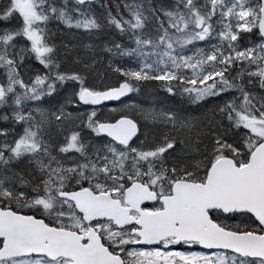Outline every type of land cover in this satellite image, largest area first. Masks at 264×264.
<instances>
[{
	"label": "snow or ice",
	"instance_id": "6c2138e0",
	"mask_svg": "<svg viewBox=\"0 0 264 264\" xmlns=\"http://www.w3.org/2000/svg\"><path fill=\"white\" fill-rule=\"evenodd\" d=\"M0 21V264H264V0Z\"/></svg>",
	"mask_w": 264,
	"mask_h": 264
},
{
	"label": "rangeland",
	"instance_id": "374dc122",
	"mask_svg": "<svg viewBox=\"0 0 264 264\" xmlns=\"http://www.w3.org/2000/svg\"><path fill=\"white\" fill-rule=\"evenodd\" d=\"M4 23L5 22L0 21V26H3ZM132 98H133L132 100H128L124 103L129 104V105L134 104V103H139L141 106H144V107L149 106L150 97L147 95V91L145 93H142L141 96H139V97H137L135 94H132ZM113 107L120 108V107H122V105L120 104V105L113 106ZM108 108H111V107H106V108L100 110L99 114H100L101 119H104L105 115L108 114ZM129 114L134 116L136 119H141V117L138 115V113L135 110H130ZM179 250H182V248ZM193 250H199V249L197 247L196 249H193Z\"/></svg>",
	"mask_w": 264,
	"mask_h": 264
},
{
	"label": "water",
	"instance_id": "95a60500",
	"mask_svg": "<svg viewBox=\"0 0 264 264\" xmlns=\"http://www.w3.org/2000/svg\"><path fill=\"white\" fill-rule=\"evenodd\" d=\"M129 95L132 97V94H129ZM122 100H123V98H122ZM126 101H128V100H125L124 102H126ZM117 105H120V104L118 102H106V107H112V106H117Z\"/></svg>",
	"mask_w": 264,
	"mask_h": 264
},
{
	"label": "trees",
	"instance_id": "16d2710c",
	"mask_svg": "<svg viewBox=\"0 0 264 264\" xmlns=\"http://www.w3.org/2000/svg\"><path fill=\"white\" fill-rule=\"evenodd\" d=\"M109 4H112L115 2V0H108ZM177 100H178V97H177Z\"/></svg>",
	"mask_w": 264,
	"mask_h": 264
},
{
	"label": "flooded vegetation",
	"instance_id": "af4514ba",
	"mask_svg": "<svg viewBox=\"0 0 264 264\" xmlns=\"http://www.w3.org/2000/svg\"><path fill=\"white\" fill-rule=\"evenodd\" d=\"M178 100H179V97H178ZM113 107V106H112ZM106 108V107H105Z\"/></svg>",
	"mask_w": 264,
	"mask_h": 264
}]
</instances>
